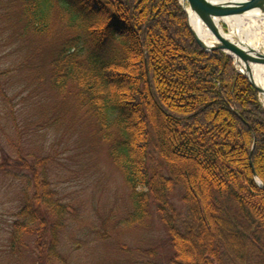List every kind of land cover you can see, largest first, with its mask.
<instances>
[{
  "label": "trees",
  "instance_id": "trees-1",
  "mask_svg": "<svg viewBox=\"0 0 264 264\" xmlns=\"http://www.w3.org/2000/svg\"><path fill=\"white\" fill-rule=\"evenodd\" d=\"M22 1L35 33L48 31L56 11L76 33L53 60L52 82L61 93L76 88L78 105L109 144L131 189L126 223L142 222L152 197L171 234V264H264V189L249 157L256 141L253 167L264 182V105L229 55L198 45L180 1L168 0L165 12L184 45L163 24L161 35L151 31L145 0ZM35 181L13 222L11 250L28 246L25 236L45 210L49 234L38 242L47 255L39 264H70L58 251L67 205L46 173H35ZM179 186L182 225L171 200Z\"/></svg>",
  "mask_w": 264,
  "mask_h": 264
},
{
  "label": "rangeland",
  "instance_id": "rangeland-1",
  "mask_svg": "<svg viewBox=\"0 0 264 264\" xmlns=\"http://www.w3.org/2000/svg\"><path fill=\"white\" fill-rule=\"evenodd\" d=\"M22 4L0 0V264H39L41 254L47 255L45 241L38 242L39 235L49 234L42 221L48 220L45 210L25 236L28 246L19 253L11 250L13 222L20 218L25 189L31 185L30 191H36L35 173L40 179L46 173L67 205L58 251L70 264H171V234L156 202L151 197L149 215L142 222L126 223L133 210L131 189L110 157L109 144L78 105L76 88L69 85L61 93L53 85V60L76 33L64 27L58 11L46 33H35L27 27ZM166 4L168 0H145L151 31L161 35L163 24L184 45L181 32L171 26H176L174 21L166 22ZM221 23L229 29L226 21ZM257 37L264 45V26ZM260 100L264 105V98ZM183 193L181 186L171 193L180 225L187 216Z\"/></svg>",
  "mask_w": 264,
  "mask_h": 264
},
{
  "label": "water",
  "instance_id": "water-1",
  "mask_svg": "<svg viewBox=\"0 0 264 264\" xmlns=\"http://www.w3.org/2000/svg\"><path fill=\"white\" fill-rule=\"evenodd\" d=\"M187 17V24L198 45L206 52L223 51L235 62L236 68L244 74L251 85L264 97V89L259 87L254 78L246 71L244 64L256 63L264 69V46L243 40L232 34L231 27L225 30L221 21L224 16L247 14L264 9V0H179ZM218 18V19H217ZM222 18V19H220ZM201 27L202 33L196 25ZM203 35L202 36H200ZM239 64L240 66H237ZM250 164L255 180L264 188V182L258 177L253 167V152Z\"/></svg>",
  "mask_w": 264,
  "mask_h": 264
},
{
  "label": "bare ground",
  "instance_id": "bare-ground-1",
  "mask_svg": "<svg viewBox=\"0 0 264 264\" xmlns=\"http://www.w3.org/2000/svg\"><path fill=\"white\" fill-rule=\"evenodd\" d=\"M222 20L226 21V23L231 27L230 32L235 36L249 42L261 44L257 42V36L261 32L262 26H264V9L254 10L247 14L224 16ZM195 25L197 29L202 33L201 27L197 24ZM200 36L203 37V35L201 34ZM237 66L240 65L237 64ZM244 67L246 71H248L254 78L259 87L264 89V69L256 63L244 64Z\"/></svg>",
  "mask_w": 264,
  "mask_h": 264
}]
</instances>
